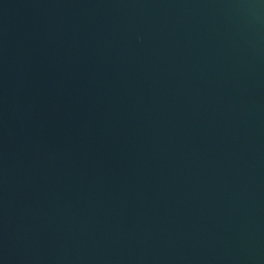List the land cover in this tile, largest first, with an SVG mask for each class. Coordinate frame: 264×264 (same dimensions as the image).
<instances>
[{"label": "water", "instance_id": "obj_1", "mask_svg": "<svg viewBox=\"0 0 264 264\" xmlns=\"http://www.w3.org/2000/svg\"><path fill=\"white\" fill-rule=\"evenodd\" d=\"M0 264H264V0H0Z\"/></svg>", "mask_w": 264, "mask_h": 264}]
</instances>
